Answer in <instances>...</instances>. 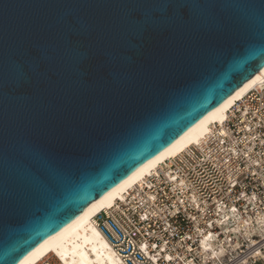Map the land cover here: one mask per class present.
<instances>
[{"label": "water", "instance_id": "obj_1", "mask_svg": "<svg viewBox=\"0 0 264 264\" xmlns=\"http://www.w3.org/2000/svg\"><path fill=\"white\" fill-rule=\"evenodd\" d=\"M263 68L264 0H0V264Z\"/></svg>", "mask_w": 264, "mask_h": 264}, {"label": "built area", "instance_id": "obj_2", "mask_svg": "<svg viewBox=\"0 0 264 264\" xmlns=\"http://www.w3.org/2000/svg\"><path fill=\"white\" fill-rule=\"evenodd\" d=\"M94 219L122 264H264V84Z\"/></svg>", "mask_w": 264, "mask_h": 264}, {"label": "bare ground", "instance_id": "obj_3", "mask_svg": "<svg viewBox=\"0 0 264 264\" xmlns=\"http://www.w3.org/2000/svg\"><path fill=\"white\" fill-rule=\"evenodd\" d=\"M263 84L264 68L168 147L143 163L124 181L93 201L69 224L47 238L18 264H35L50 253H53L63 264H122L96 226L95 216L111 208L117 200H123L130 189L142 183L145 177L163 162L176 156L188 146L200 143L214 125L225 121L228 110L238 100L254 87Z\"/></svg>", "mask_w": 264, "mask_h": 264}]
</instances>
